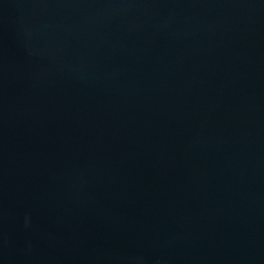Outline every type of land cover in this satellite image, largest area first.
<instances>
[{
    "label": "water",
    "instance_id": "obj_1",
    "mask_svg": "<svg viewBox=\"0 0 264 264\" xmlns=\"http://www.w3.org/2000/svg\"><path fill=\"white\" fill-rule=\"evenodd\" d=\"M0 264H264V0H0Z\"/></svg>",
    "mask_w": 264,
    "mask_h": 264
}]
</instances>
